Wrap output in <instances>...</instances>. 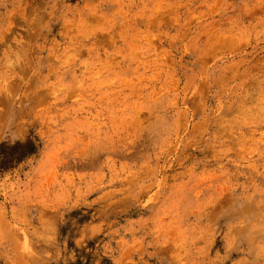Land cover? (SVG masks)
I'll return each instance as SVG.
<instances>
[{
	"label": "rangeland",
	"instance_id": "obj_1",
	"mask_svg": "<svg viewBox=\"0 0 264 264\" xmlns=\"http://www.w3.org/2000/svg\"><path fill=\"white\" fill-rule=\"evenodd\" d=\"M0 264H264V0H0Z\"/></svg>",
	"mask_w": 264,
	"mask_h": 264
}]
</instances>
